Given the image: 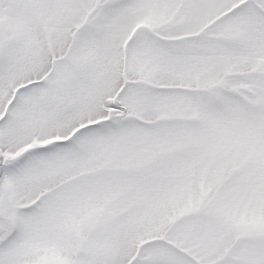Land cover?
Listing matches in <instances>:
<instances>
[{
    "label": "snow or ice",
    "instance_id": "6c2138e0",
    "mask_svg": "<svg viewBox=\"0 0 264 264\" xmlns=\"http://www.w3.org/2000/svg\"><path fill=\"white\" fill-rule=\"evenodd\" d=\"M0 264H264V0H0Z\"/></svg>",
    "mask_w": 264,
    "mask_h": 264
}]
</instances>
